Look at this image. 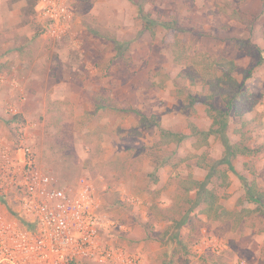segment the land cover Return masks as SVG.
<instances>
[{
  "label": "rangeland",
  "instance_id": "374dc122",
  "mask_svg": "<svg viewBox=\"0 0 264 264\" xmlns=\"http://www.w3.org/2000/svg\"><path fill=\"white\" fill-rule=\"evenodd\" d=\"M12 1L0 0V59L9 48L20 57L19 62L0 60V75L20 81L23 91L13 90L7 78L0 80V106L8 111L9 105L20 104L24 112L8 111L15 122L5 124L4 131L15 149L29 144L38 164L61 182L72 184L81 177L92 182L97 212L106 219L100 232L104 245L138 254L143 264L148 258L146 264H264L262 212L235 226L230 219L213 221L201 207L191 210L179 199V181L189 173L203 180L206 172L195 163L201 156L220 159V141L212 136L208 146L197 149L195 139H189L162 149L155 145L157 128L136 132L141 116H155L163 128L174 131L186 129L190 117L204 129L211 124L203 106L186 110L176 96L175 79L185 66L175 61V38L168 29L155 26L154 35L146 29L139 14L143 3L152 19H177L184 30L176 40L191 50L235 61L236 78L258 101L244 114L245 127L239 118L230 119L228 134L233 142L240 131L249 144L264 141L262 1L66 0L74 19L61 39L51 38L38 19L32 7L38 0ZM236 11L242 21L233 16ZM245 21L253 23L252 31ZM189 83L183 82L188 90L201 91ZM95 96L125 110L103 108ZM216 104L222 106L220 99ZM234 166L227 190L216 180L211 186L218 189L225 208L255 209L239 176L256 180L264 190V156L242 157ZM0 202L12 212V201ZM184 218L178 229L175 221Z\"/></svg>",
  "mask_w": 264,
  "mask_h": 264
},
{
  "label": "built area",
  "instance_id": "2783aa9c",
  "mask_svg": "<svg viewBox=\"0 0 264 264\" xmlns=\"http://www.w3.org/2000/svg\"><path fill=\"white\" fill-rule=\"evenodd\" d=\"M35 9L51 38L61 39L74 19L66 0H38ZM8 111L18 113L11 105ZM93 192L86 177L61 182L29 145L0 146V198L14 205L11 213L0 212V264H143L140 255L101 241L106 219Z\"/></svg>",
  "mask_w": 264,
  "mask_h": 264
},
{
  "label": "trees",
  "instance_id": "16d2710c",
  "mask_svg": "<svg viewBox=\"0 0 264 264\" xmlns=\"http://www.w3.org/2000/svg\"><path fill=\"white\" fill-rule=\"evenodd\" d=\"M18 1L20 0H13L12 2L16 3ZM261 1L264 4V0ZM37 3L38 1L32 5L34 10H36ZM139 14L147 22L146 29L152 35H154V27L161 25L168 29V32L175 38L173 47L175 61L185 66L184 70L175 79L176 96L183 99L186 110H195L197 105L203 106V114L210 119L211 124L208 129H204L202 122L190 117L186 129L174 131L163 128L155 116H141L136 131L137 134H139L140 129L157 128L158 140L155 145L162 149L172 144L180 145L189 139H195L194 146L201 149L209 145L212 136L217 138L223 148L220 159L207 161L205 156H201L195 166L206 172L204 179H197L192 173H189L186 178L180 180L179 189L182 195L179 196V199L189 203L191 210L201 207L202 213L213 221H227L230 219L235 221V226H239L245 218L252 214L257 212L264 214V190L259 188L256 180L239 176L243 182L247 200L256 204L257 207L255 209L243 208L236 212L220 204L218 189L211 186L213 180H216L219 181L218 186L220 188L227 190L231 185L229 172L236 173L235 160L242 157L264 156V141L257 145L249 144L244 132L240 131L238 141L233 142L228 134L230 119L233 117L239 118L242 127H245L244 114L254 109L258 101L256 94L245 89V85L236 78L237 65L234 60L224 57L214 58L199 49L191 50L189 44L182 40H176L177 34L184 30L178 24L177 19L168 22H159L152 19L149 14L145 13L143 3L139 5ZM238 14L239 11H236L233 16L242 21V18L237 16ZM245 22L249 31H252L253 23L251 21ZM187 80H189L190 86H201V91L194 93L188 90L183 85V82ZM217 99L222 102L221 107L217 106ZM94 101L97 105H102L103 108L106 107L119 112L125 110L117 105L104 104L105 100L99 96H95ZM224 167L227 169H222ZM191 194H193V198H190ZM175 220L173 219V221ZM186 221L187 219L184 218L175 221V224L180 229ZM182 244L185 247V244Z\"/></svg>",
  "mask_w": 264,
  "mask_h": 264
},
{
  "label": "crops",
  "instance_id": "0c3cea01",
  "mask_svg": "<svg viewBox=\"0 0 264 264\" xmlns=\"http://www.w3.org/2000/svg\"><path fill=\"white\" fill-rule=\"evenodd\" d=\"M10 49V48H9ZM9 49H5V52L2 54V58L0 59L1 60V62H4V63H6V60L8 61V60H17L18 62H19V57H20V55L19 54H17V53H15L14 51H12L14 54H10V53H12V52H10V51H8ZM6 51H7V53H6ZM24 61H22V63H23ZM26 62V61H25ZM21 63V64H22ZM25 66H27L26 64H25ZM18 72H20V70L22 71V69L20 68V67H18ZM27 70L28 69H26L25 70V72H27ZM31 74V73H30ZM6 75H7V73H2L1 75H0V77H1V79L0 80H4L5 81V79L7 78L6 77ZM7 81H8V83L10 84V86L11 87H13L14 89L13 90H16V89H20V90H22V88L20 87V81H17V80H12V79H8L7 78ZM12 84H14V85H12ZM2 91H4V90H2ZM23 91V90H22ZM24 97V99H23V101H26V99H27V97H26V95H24L23 96ZM22 104V103H21ZM25 104V103H24ZM19 106V107H18ZM16 105V107L15 108H18V112H19V114H22L23 112H24V110H23V108L21 109V107L22 106H20V104L19 105ZM14 107V106H13ZM7 113H8V111H5L3 108H2V105L0 106V125L2 124V126H0V135H1V139H0V146L2 147V145L3 144H5L6 146H8V148L9 149H11V150H13V149H15V146L13 145V143L11 142V139H9V137L6 135V132L4 131L5 130V124H7V125H11L12 123H14L13 122V120H14V117L12 118V117H10L9 115H7ZM18 116V115H17ZM20 116V115H19ZM12 122V123H11ZM11 123V124H10ZM27 144V143H26ZM27 145H29V144H27ZM30 146V145H29ZM0 201H1V199H0ZM0 212H3V213H6L7 212V209H6V207L3 205L2 206V204H1V202H0ZM149 259V258H148ZM148 259H146V263L148 262ZM258 259H260V257L258 258ZM260 262V261H259ZM145 263V264H146Z\"/></svg>",
  "mask_w": 264,
  "mask_h": 264
}]
</instances>
